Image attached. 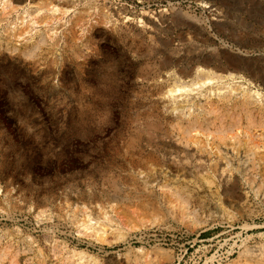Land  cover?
<instances>
[{"label": "rangeland", "instance_id": "1", "mask_svg": "<svg viewBox=\"0 0 264 264\" xmlns=\"http://www.w3.org/2000/svg\"><path fill=\"white\" fill-rule=\"evenodd\" d=\"M74 1L62 15L25 0L0 24V38L8 28L33 27L15 42L21 50L0 44V264H264V115L223 144L207 132L181 143L162 132L171 148L203 153L180 181L165 177L164 168L157 179L134 169L129 152L139 122L161 112L156 121L167 128L171 110L161 85L176 81L177 67H187L192 53L224 48L253 74L240 71L247 79L236 83L224 72L215 95L204 87L186 99L217 102L234 86V98L247 93L264 111V0H114V10L126 5L148 18L117 15L111 25L92 26L80 18L88 1ZM202 1L213 7L201 8ZM35 15L47 19L32 26ZM164 53L172 59L168 72ZM83 110L97 122L83 128ZM233 143L243 145L237 155L223 150ZM216 153L226 158L221 169L243 172L210 184L203 175ZM176 160L168 157L175 166Z\"/></svg>", "mask_w": 264, "mask_h": 264}, {"label": "bare ground", "instance_id": "2", "mask_svg": "<svg viewBox=\"0 0 264 264\" xmlns=\"http://www.w3.org/2000/svg\"><path fill=\"white\" fill-rule=\"evenodd\" d=\"M24 1L25 0H5V3H3V8L0 9V10H2L0 12V24L3 21L9 20V18L15 12L18 11V9L21 6V3H23ZM87 1H88V3H87L88 6L86 9H84L85 11L83 13H81V11H80V14H81L80 18H81V21L84 22V25L85 24L86 25H88V24L89 25H91V24H93V25L94 24L108 25L109 23L111 25L113 18L117 15L118 16L123 15L124 18L126 19V21H133V19L135 17H139L142 20V22H144L145 17L148 18L147 14L149 15V13L146 14L145 12H141L139 14H136V12L130 10L129 7H127L126 5L119 6V9H120L119 11L114 10L112 8V6L114 4V0H87ZM101 1H102V3H101ZM120 1H122V0H120ZM126 1H128V0H126ZM131 2H132V0H131ZM30 3L35 5L37 7V10L47 9V10H51L53 14H56V12H59L62 15L70 12L76 6L74 0L73 1H71V0H30ZM139 3L144 5V2H142V1H140ZM199 4L202 6L201 8H204V9H211L213 7V5L207 1H202ZM29 6H31V5H29ZM213 10L216 11V8ZM220 12H217L218 14L216 16L221 17ZM38 13L39 12H37L36 15H38ZM36 15L30 19L32 26H34V24L38 25L39 21H41V20H42V22H44L47 19V17L45 18V16L43 17L42 15L37 17L38 18L37 19ZM156 25L158 26V24H156ZM157 26H156V28H157ZM32 28L33 27L29 28V30H20L16 26H14L10 30H8L9 29L8 28L5 31L6 35L0 38V44L2 45V43L4 42L3 44H6L9 49L14 48V51H17V50L19 51L21 49L19 46H17L15 44V42L17 43L19 41H23L27 37V34L32 32ZM33 37H35V36H33ZM42 40H43V38H42ZM77 40H78V38H77ZM164 44H166V43H164ZM34 45H37V43L36 44L34 43ZM27 48L31 49V46H29ZM32 48L34 49V47H32ZM171 60H172L171 57L168 54L164 53V61L162 62V68L167 70L166 72L169 71L168 67L171 64ZM177 61L179 62V61H181V59L178 58ZM187 62H188L187 67L186 66H178L177 67L176 73L178 76H177V79L175 78L176 81H173L172 78L171 79L169 78L166 81L163 80L164 82L161 85L162 88H164L166 90L165 93L162 94L163 95V101L162 102L164 104V108H166L167 110H169V109L171 110V116H169V119H168L169 122L167 124V128L164 129V131H163V129L161 127V123L159 124L156 121V119L161 118V116H160L161 112H160V113H157L156 119L155 118L153 120L147 119L144 122H139V123H141L140 128L135 129L132 133V136H131V142L129 145V152L132 155V158L130 160L131 167H133L134 169L136 167V168H138V170L140 168V170L143 171L142 173H145V174L150 175V176H154V177H156V179L161 175V173L163 172L162 170L164 168L165 169L164 170L165 177H167L168 179H173L171 181H174V180L180 181L181 179L185 178L186 175H188L187 166H192L195 163L196 159H202L203 158L202 152H198L201 154H199L200 156H197L196 153H190V151L185 146L183 147L180 144L175 143V147L171 148L169 143H166V141L164 142L160 139V135H162L161 134L162 132L166 133L167 137L169 138V140L168 139H166V140L169 142H171L172 138L175 135H177L180 143L181 142H189V141H191V139L192 140L195 139V137L192 135L193 133H195V134L196 133H203L204 134V132H207L213 138H217L218 141H222V144H223L225 139L228 137L234 138L236 140L237 130H239V129L244 130L245 129L248 131L252 126L254 127L256 125V123H257L256 120H257V118L260 117L259 114H261L262 116L264 115L263 110L258 112L257 110H255V108H253L254 103L250 100L249 94L243 93L240 97L234 98L233 92L236 91L238 88H235L232 85H231L232 86L231 89L228 86H227L228 88L226 86H224V87H226L225 89H230V91L227 94L224 93V94L220 95L218 97L219 101H217V102L211 100L210 97L209 96L207 97L206 95H204V98L206 99L205 104H203L200 101V98H199V101H196L195 99H197V98H195V96L192 97L191 100L186 99V97L188 95H191V93H193V91H196V90L199 91L200 88L204 89V87L206 89H209L210 95H212V94L215 95L216 94L215 88L219 89V87L217 85L218 81L216 80L217 81L216 82L215 79L217 78L218 80L219 79L222 80L221 78H223L224 72L227 73V77H229V79L232 82H236V83H237L238 79H247V77L244 74L240 73V71L243 70L250 75L253 74L252 72L249 71V67H248V69H245V68L242 69L240 67L241 60H238L234 54L231 55L228 52V50H226L224 48L221 51V54H218V55H214L212 53H206V52L205 53H198V54L192 53V57H190L187 60ZM101 76L103 78L108 77L107 74H102ZM225 79H226V77H225ZM223 80H224V78H223ZM248 82L250 83V80ZM222 87H223V84H222ZM222 87L220 86V88H222ZM221 91L222 90H220L218 93L221 94ZM222 92H224V91H222ZM253 95H254V92H253ZM257 95H259V92ZM199 96L201 97V94ZM208 99H210V100H208ZM184 100L187 101V103H188L187 105L180 104V102L184 101ZM256 100H255V103H256ZM186 106H188V108L185 109V110H187V112L184 111V108ZM179 107H183V108L179 109ZM191 107H193V110ZM197 110H200V111L197 112ZM175 111H176V115H173V113ZM163 118H166V115H164ZM96 122H97V120H96V116L94 114L91 115L87 110L81 111L80 124L83 128L87 127L89 124H94ZM133 122H135V121H133ZM134 125H136V123H134ZM258 125L259 124H257V126ZM138 127L139 126H137V128ZM239 131H241V130H239ZM138 142H141L142 145H137V144H139ZM246 143H244V144L246 145ZM235 144H237V143H235ZM144 145L146 147H148L149 150H145ZM223 146H224V149H223L224 151L228 152L229 150H231V151L233 150L232 152L235 151L236 155L243 148L242 147L243 145L236 146V145H234V143H233V148L230 147L231 149H228L227 144L226 145L224 144ZM215 147H217V149H219V151L222 152V150H220L221 148L218 146V144ZM221 147H222V145H221ZM251 149L252 148L246 146L244 152L248 153V155L251 153H254V155H257V153ZM200 151H201V149H200ZM171 155H174V157H176V159L179 161L176 166L168 163V157ZM214 156H215V154H214ZM224 158L225 157H223L222 154L218 155L216 153V159H215L216 161L214 162V165L211 166L210 171H208L205 175H203V178L208 180V182L210 184L215 183L211 178L217 177L218 175L223 176L224 174H227V176H230V178H232V176L234 177V175L237 172H239V173L243 172L242 170L239 171L237 168L235 169L236 171H234L233 169H230V170L229 169H223V168L221 169L219 166L222 163H220V162ZM113 162H114V159L112 157L111 163H113ZM109 166L111 168H114L113 167L114 165L113 166L109 165ZM128 169H130V168H128ZM130 171H132V170H130ZM125 173H127V171ZM144 178H146V177H144ZM147 178H149V177H147ZM164 183H166V182H164ZM135 185L139 187L138 184H135ZM125 186H127V185L125 184ZM133 187L134 186H132L130 189H133ZM165 187H166V184H165ZM153 188H154V186H153ZM126 190H128V189H126ZM132 191H134V190H132ZM172 192H174V191L172 190ZM129 194H130V192H129ZM148 194L149 193H147V195ZM126 195H128V194H126ZM151 195H153V194L151 193ZM134 197H135V195H134ZM136 197L138 198V196H136ZM137 198H136V200H137ZM139 199L140 198H138V200ZM141 199H143V197ZM154 201L151 200V202H153V203H154ZM147 203H150V201L148 200ZM154 204H156V203H154ZM149 206L151 208V205H149Z\"/></svg>", "mask_w": 264, "mask_h": 264}]
</instances>
